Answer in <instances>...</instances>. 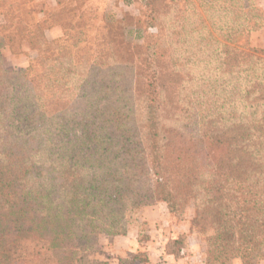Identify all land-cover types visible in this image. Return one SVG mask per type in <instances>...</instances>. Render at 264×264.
<instances>
[{
  "label": "trees",
  "instance_id": "obj_1",
  "mask_svg": "<svg viewBox=\"0 0 264 264\" xmlns=\"http://www.w3.org/2000/svg\"><path fill=\"white\" fill-rule=\"evenodd\" d=\"M33 1L0 0V264H41L16 254L25 237L48 242L54 264H83L103 235L136 227L144 240V206L180 220L190 201L192 225L209 228L204 264L263 262L264 47L235 45L264 28L256 0H185L142 44L112 40L90 63L59 47L8 67L3 46L52 42L45 22L24 21ZM147 262L137 250L117 264Z\"/></svg>",
  "mask_w": 264,
  "mask_h": 264
},
{
  "label": "rangeland",
  "instance_id": "obj_2",
  "mask_svg": "<svg viewBox=\"0 0 264 264\" xmlns=\"http://www.w3.org/2000/svg\"><path fill=\"white\" fill-rule=\"evenodd\" d=\"M185 3H187L185 0H59V4H57V0H34L29 7H26V12L22 13V15L25 14L24 21L29 28L37 21L45 22L49 26L44 30L45 37L52 42L39 50L24 46L18 53H12L5 45L1 48V52L6 65L11 68H26L39 53L49 54L54 51L55 54L59 47V51L62 50V47L66 48L69 51L67 55L78 58L80 61L87 60L90 63L106 54L107 42L110 43L112 40L123 38L124 42L131 45L142 44L144 39L138 34L142 35L144 30L147 31V34H155L159 31L164 34L165 31L158 30L162 21V13L168 9H176L179 13L177 16L182 15ZM193 3L195 6L198 4L197 0H193ZM253 8L264 12V0H256ZM155 11L161 12V15L157 17ZM51 12L58 13L59 19L55 23L49 18ZM2 22L0 15V23ZM13 22L15 24L17 19H13ZM151 23L155 26L150 27ZM235 45L264 47V28L238 37ZM124 58H127L125 54ZM154 205L156 208H153V211L156 210L158 217L156 213L153 215L156 219L153 226L149 227L147 222L141 219L142 210L138 213L140 221L145 223L140 227V238L144 240L150 238L147 232L153 230L155 234V227L157 230L160 227L164 229L176 228L178 233L184 230L188 234L183 233L185 234L183 255L188 259L194 257V261L203 259V234L208 233L209 228L206 227L205 230H202L198 229L199 226L192 225L194 209L191 201L187 203L183 219L180 220L168 214L164 202ZM99 243L97 251L80 252L86 260L83 264H90L91 259H104L106 256L109 260L114 261L115 255L109 252L112 242L107 241V236H101ZM133 253L127 252L122 256L127 257ZM16 254L28 261L39 257L41 264H54L51 246L45 241L25 237L20 240Z\"/></svg>",
  "mask_w": 264,
  "mask_h": 264
},
{
  "label": "crops",
  "instance_id": "obj_3",
  "mask_svg": "<svg viewBox=\"0 0 264 264\" xmlns=\"http://www.w3.org/2000/svg\"><path fill=\"white\" fill-rule=\"evenodd\" d=\"M153 208L155 209L156 205L144 206L141 209V219L146 221L149 227L153 226L154 222H156V219H154L153 215L156 213L158 217L156 210L153 211ZM168 214L170 213L168 212ZM154 229L156 232L155 234L153 233V230L147 232V234L150 236V238H147V240H139L137 229L134 227H131L126 232V234L107 236V241L112 242L109 252L110 254H114L115 258H113L114 261L109 260L107 256L104 257V259L107 261L109 260V264H117L119 256H122L127 252H136L137 250H142L147 255V264H204L203 259L194 261V257H191L190 259L185 257L183 255L185 251L184 248L181 249L179 255H174L166 251L165 247L169 239L177 237L179 233L188 234V232L183 230L178 233L176 228L164 229L163 227H160V229L157 230V227H155ZM231 264L242 263L238 258H236ZM259 264H264V261Z\"/></svg>",
  "mask_w": 264,
  "mask_h": 264
}]
</instances>
